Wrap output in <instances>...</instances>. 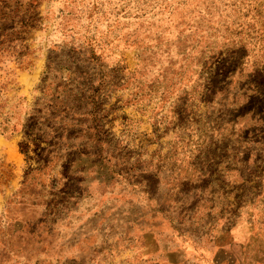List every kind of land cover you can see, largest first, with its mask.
Instances as JSON below:
<instances>
[{
    "label": "rangeland",
    "instance_id": "1",
    "mask_svg": "<svg viewBox=\"0 0 264 264\" xmlns=\"http://www.w3.org/2000/svg\"><path fill=\"white\" fill-rule=\"evenodd\" d=\"M259 243L264 0H0V264Z\"/></svg>",
    "mask_w": 264,
    "mask_h": 264
},
{
    "label": "crops",
    "instance_id": "2",
    "mask_svg": "<svg viewBox=\"0 0 264 264\" xmlns=\"http://www.w3.org/2000/svg\"><path fill=\"white\" fill-rule=\"evenodd\" d=\"M230 247L227 250L222 248L217 251L221 260L224 261L223 264L227 261L229 262L227 264H264V243H259V254L254 249L251 251L252 246H246L247 248L242 252L237 251L235 246Z\"/></svg>",
    "mask_w": 264,
    "mask_h": 264
}]
</instances>
